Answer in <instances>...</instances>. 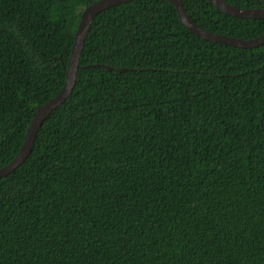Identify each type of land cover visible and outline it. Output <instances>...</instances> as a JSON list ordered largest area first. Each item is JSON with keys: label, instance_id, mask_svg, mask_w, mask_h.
<instances>
[{"label": "trees", "instance_id": "1", "mask_svg": "<svg viewBox=\"0 0 264 264\" xmlns=\"http://www.w3.org/2000/svg\"><path fill=\"white\" fill-rule=\"evenodd\" d=\"M96 1L0 0V168L61 89ZM181 1L209 32L264 34V20ZM78 63L0 178V264H264V44L202 40L169 1L134 0L95 17Z\"/></svg>", "mask_w": 264, "mask_h": 264}, {"label": "water", "instance_id": "2", "mask_svg": "<svg viewBox=\"0 0 264 264\" xmlns=\"http://www.w3.org/2000/svg\"><path fill=\"white\" fill-rule=\"evenodd\" d=\"M134 0H98L86 7L79 18L78 26L74 33L73 43L70 49L67 66L64 70L65 80L59 90V92L47 100L41 106H38L35 112L32 114L30 122L26 128L24 138L21 146L19 147L16 155L13 159L0 168V178L7 176L16 170L28 157L32 149L33 143L36 139V135L52 111L62 105L72 93L75 80L77 77V71L79 69V57L83 48L86 37L89 33L95 17L102 11L115 7ZM169 1L177 13L178 19L181 24L192 34L198 38L223 45H228L234 48L240 49H252L264 44V34L252 38V39H240L223 34L212 33L202 29L196 25L186 14L181 0H167ZM213 7L221 11L223 14L238 19L247 20H264V9L253 8L243 9L230 5L223 0H207ZM107 70H112V67L105 66ZM119 72L124 69H117Z\"/></svg>", "mask_w": 264, "mask_h": 264}]
</instances>
